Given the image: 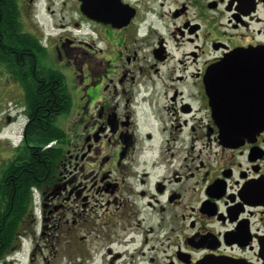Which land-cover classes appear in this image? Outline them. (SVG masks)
<instances>
[{
	"label": "flooded vegetation",
	"instance_id": "obj_1",
	"mask_svg": "<svg viewBox=\"0 0 264 264\" xmlns=\"http://www.w3.org/2000/svg\"><path fill=\"white\" fill-rule=\"evenodd\" d=\"M39 1L14 0L12 33L0 3V135L23 118L0 141V264H264V0ZM27 60L69 106L16 217L9 180L44 149L4 112Z\"/></svg>",
	"mask_w": 264,
	"mask_h": 264
},
{
	"label": "trees",
	"instance_id": "obj_2",
	"mask_svg": "<svg viewBox=\"0 0 264 264\" xmlns=\"http://www.w3.org/2000/svg\"><path fill=\"white\" fill-rule=\"evenodd\" d=\"M0 3H6V8L10 10L8 12V25L12 33L14 31V0H0ZM21 42L26 43L28 49L34 48L31 35H25ZM28 64H32V62L29 63L27 60L26 68L21 71H12V75L17 76V79L21 81L20 86L25 95V110L30 113L31 122L27 133L33 139L40 138L41 144L45 146L61 135V131L55 126L54 119L68 110V93L63 78L59 73H56L53 78H46L42 85H37L36 79L31 75L32 72L28 68ZM41 153L34 155L33 159L28 164L23 165L13 175V178L9 180L10 186H15L16 190L13 193L16 217L19 215L22 204L28 203L27 192L29 186L42 178L45 175L46 167L49 168L50 166L48 161L52 158V150L43 149ZM14 223L15 220L12 214L9 224L11 230Z\"/></svg>",
	"mask_w": 264,
	"mask_h": 264
},
{
	"label": "rangeland",
	"instance_id": "obj_3",
	"mask_svg": "<svg viewBox=\"0 0 264 264\" xmlns=\"http://www.w3.org/2000/svg\"><path fill=\"white\" fill-rule=\"evenodd\" d=\"M46 0H40L38 3H43ZM24 2L29 3V0H24ZM35 10L33 12L36 13L37 18L40 19H44L47 21V18L45 16V14L42 13V10L40 9L39 5H34ZM34 19V18H33ZM11 94H9L10 97V102L8 103V105H4V112L7 113V110L9 111V113H11L12 116L18 115L19 113H17V108L21 106V99H22V91L18 88V90H14L11 89ZM12 97H15L16 99L13 100ZM7 102V101H5ZM64 117L63 114L59 115V117L56 120L57 125H59L61 119ZM23 126V118H19L17 120V122L15 124H13L10 127H6L5 129L2 130V134L8 132L9 130L12 129V131L15 133V135L17 134V131H20L21 127ZM2 134L0 135V141H2ZM1 144V142H0ZM3 146V144H1ZM0 156H2L1 152H0ZM15 264H20V263H15Z\"/></svg>",
	"mask_w": 264,
	"mask_h": 264
},
{
	"label": "water",
	"instance_id": "obj_4",
	"mask_svg": "<svg viewBox=\"0 0 264 264\" xmlns=\"http://www.w3.org/2000/svg\"><path fill=\"white\" fill-rule=\"evenodd\" d=\"M83 10L85 11V9H84V7H83ZM97 20H99V19H97ZM228 62H225L224 64H227ZM209 74L211 75V72H209ZM209 83H210V81H209ZM210 85V84H209ZM208 85V86H209ZM208 95L210 96V98H212V95H211V93L208 91ZM262 126H264V118H262ZM229 122H228V125H227V128H226V131H225V133L224 134H222V138H223V140L226 142V143H228V144H234V143H236L240 138L242 139V136H238V135H234V134H232L231 132H230V129H229ZM227 131H229V132H227ZM248 136L249 135H245L244 137L245 138H248ZM241 141H239V143H240Z\"/></svg>",
	"mask_w": 264,
	"mask_h": 264
}]
</instances>
